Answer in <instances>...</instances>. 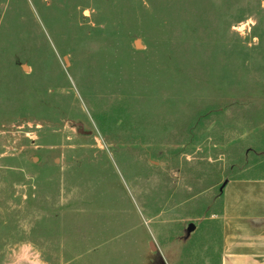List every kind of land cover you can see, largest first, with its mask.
I'll list each match as a JSON object with an SVG mask.
<instances>
[{
	"label": "rangeland",
	"instance_id": "374dc122",
	"mask_svg": "<svg viewBox=\"0 0 264 264\" xmlns=\"http://www.w3.org/2000/svg\"><path fill=\"white\" fill-rule=\"evenodd\" d=\"M250 178L264 0H0V264H219Z\"/></svg>",
	"mask_w": 264,
	"mask_h": 264
},
{
	"label": "crops",
	"instance_id": "0c3cea01",
	"mask_svg": "<svg viewBox=\"0 0 264 264\" xmlns=\"http://www.w3.org/2000/svg\"><path fill=\"white\" fill-rule=\"evenodd\" d=\"M222 204L220 264H264V178L228 181Z\"/></svg>",
	"mask_w": 264,
	"mask_h": 264
},
{
	"label": "water",
	"instance_id": "95a60500",
	"mask_svg": "<svg viewBox=\"0 0 264 264\" xmlns=\"http://www.w3.org/2000/svg\"><path fill=\"white\" fill-rule=\"evenodd\" d=\"M135 47H139V43H138V41H136L135 42ZM83 133V132H82ZM152 245H150V247H151ZM152 248V247H151Z\"/></svg>",
	"mask_w": 264,
	"mask_h": 264
},
{
	"label": "trees",
	"instance_id": "16d2710c",
	"mask_svg": "<svg viewBox=\"0 0 264 264\" xmlns=\"http://www.w3.org/2000/svg\"><path fill=\"white\" fill-rule=\"evenodd\" d=\"M220 264V263H219Z\"/></svg>",
	"mask_w": 264,
	"mask_h": 264
}]
</instances>
